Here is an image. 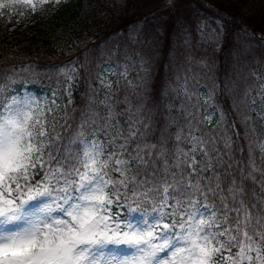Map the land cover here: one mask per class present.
<instances>
[{
	"label": "snow or ice",
	"instance_id": "obj_1",
	"mask_svg": "<svg viewBox=\"0 0 264 264\" xmlns=\"http://www.w3.org/2000/svg\"><path fill=\"white\" fill-rule=\"evenodd\" d=\"M18 6L37 4L0 0V15L23 16ZM9 72L0 69V264H264V141L235 161L231 137L189 127L146 159L152 146L131 120L115 127L108 97L105 115L89 110L65 138L55 101L19 95ZM57 74L69 90L79 75L71 63ZM244 95L264 108V82Z\"/></svg>",
	"mask_w": 264,
	"mask_h": 264
},
{
	"label": "trees",
	"instance_id": "obj_2",
	"mask_svg": "<svg viewBox=\"0 0 264 264\" xmlns=\"http://www.w3.org/2000/svg\"><path fill=\"white\" fill-rule=\"evenodd\" d=\"M162 6L164 0H71L65 14L56 16L57 24L72 28L69 48L55 41L54 28L37 10L17 8L23 16L6 11L0 15V69L15 70L8 74L17 89L39 86L50 97L47 104L60 97L57 132L67 138L89 110L106 114L98 78L109 60L125 57L133 80L116 86L107 103L116 128H128L131 120L141 146H152L146 159L161 143L174 147L177 133L198 127L200 133L231 137V158L246 161L256 136L243 90L255 62L264 63V0H179L177 14L166 16L156 14ZM215 10L228 19L219 17V25L211 17ZM209 30L216 33L212 43L201 38ZM70 63L79 75L69 90L57 69ZM169 102L177 105L171 113ZM210 107L217 108V126L201 119Z\"/></svg>",
	"mask_w": 264,
	"mask_h": 264
},
{
	"label": "rangeland",
	"instance_id": "obj_3",
	"mask_svg": "<svg viewBox=\"0 0 264 264\" xmlns=\"http://www.w3.org/2000/svg\"><path fill=\"white\" fill-rule=\"evenodd\" d=\"M178 2L179 0H164V6H162L161 9L157 10L156 14L162 13L164 16H166L173 13L174 15H176L177 14L176 5L178 4ZM35 3L37 4L36 10L41 15L48 18L51 26L54 28L53 32H54L55 41L60 46L69 48L68 46L71 39L72 28L67 29L64 25L57 24L56 16L65 14V9L70 5L71 0H44L43 3L41 2V0H35ZM20 7L23 6H18L17 8ZM211 17L215 20H218L219 25L221 24L220 19L222 18L228 19V17L225 16L224 13L219 12L217 10H215V13L212 14ZM210 27L211 29H213V26ZM131 69H133V67L131 66V62L128 61V59L125 57H121V59L114 58L112 61L109 60L106 64H104L103 70L101 72V79H104L106 83H111L112 87L111 89H107L100 84V94L104 98L108 97L114 92L116 86H118L119 84H123L126 81L129 82L132 81L133 79H132ZM252 72H253L252 79L254 80L251 79L250 81H248L243 91H246L247 89L251 88L252 96L255 97L256 89L259 87L260 83L264 82V63H260L257 60L253 66ZM201 93L204 97L203 101H205L207 97L204 95L203 91ZM18 94L21 96L27 95V96L35 97L42 106L47 104V102L50 100V97H47L45 92L41 91L40 87L36 85H31L30 87L18 89ZM59 98L60 97L55 96V101H57ZM261 103L262 102L260 100H257V104L255 106H248V108L252 107L255 109L253 111H248V117H251V121L250 122L248 121V126H250V128L255 133L257 141H264V119H262V114H264V108L260 107ZM168 109L171 113L172 111L177 109V105L174 102H169ZM217 113H218L217 108L210 107L209 110L204 115V117L201 118L203 123H205L207 126L209 125L217 126L218 125ZM177 135H181V133L179 132L177 133Z\"/></svg>",
	"mask_w": 264,
	"mask_h": 264
}]
</instances>
